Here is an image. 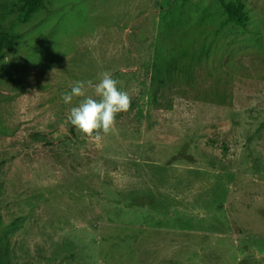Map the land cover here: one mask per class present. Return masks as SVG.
<instances>
[{
    "label": "rangeland",
    "instance_id": "1",
    "mask_svg": "<svg viewBox=\"0 0 264 264\" xmlns=\"http://www.w3.org/2000/svg\"><path fill=\"white\" fill-rule=\"evenodd\" d=\"M45 1L0 8V264H264V0ZM104 71L90 142L63 96Z\"/></svg>",
    "mask_w": 264,
    "mask_h": 264
},
{
    "label": "clouds",
    "instance_id": "2",
    "mask_svg": "<svg viewBox=\"0 0 264 264\" xmlns=\"http://www.w3.org/2000/svg\"><path fill=\"white\" fill-rule=\"evenodd\" d=\"M118 83L110 72L104 71L98 82L76 81L63 96L66 104H71L74 98H82L70 108L67 116V122L81 139L101 141L114 129L117 114L130 109L131 97L118 88Z\"/></svg>",
    "mask_w": 264,
    "mask_h": 264
},
{
    "label": "trees",
    "instance_id": "3",
    "mask_svg": "<svg viewBox=\"0 0 264 264\" xmlns=\"http://www.w3.org/2000/svg\"><path fill=\"white\" fill-rule=\"evenodd\" d=\"M45 2V0H10L7 3H0V8L2 6L3 11L15 15L16 21L20 23L26 22L35 11L44 8ZM222 7L229 22L240 27L245 26L247 21L241 4L222 2ZM18 39L13 27L6 29L0 24V55L3 50L12 48Z\"/></svg>",
    "mask_w": 264,
    "mask_h": 264
}]
</instances>
